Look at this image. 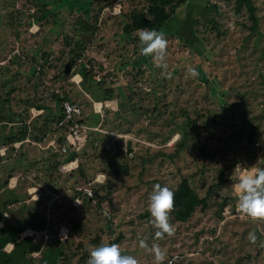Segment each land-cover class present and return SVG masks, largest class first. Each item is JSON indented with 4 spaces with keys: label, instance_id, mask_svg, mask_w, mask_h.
Here are the masks:
<instances>
[{
    "label": "rangeland",
    "instance_id": "374dc122",
    "mask_svg": "<svg viewBox=\"0 0 264 264\" xmlns=\"http://www.w3.org/2000/svg\"><path fill=\"white\" fill-rule=\"evenodd\" d=\"M68 2L0 0V72L4 75L0 98L8 97L10 89L15 90L8 102L0 100V108H10L30 121L34 117L31 110L36 108L41 113L37 107L41 105L46 109L43 114L51 118L58 116L61 108L54 94L66 92L67 98L79 104L82 115H89L90 122H107L118 131L115 135L95 132L104 137L95 150L86 142L85 154L80 153L78 160L84 163L88 176L110 168L113 158L127 162L129 173L112 180L109 191L99 187L98 192L104 195L100 207L93 203L75 206L73 199L69 200L71 188L83 185V178L74 174L77 184L71 185L68 172H53L49 167L60 154L53 156V147L45 148V141L39 145L25 139L21 148L0 162L3 226L8 228L38 213L51 218L53 229L55 224L59 230L66 227L68 235L71 223L77 222L75 241L82 240L92 250L89 239L99 229L103 244H110L107 225L111 222L115 237L119 232L123 234L118 242L121 253L133 256L138 264H156L154 253L139 247L141 239L149 248L159 245L165 253L162 264L173 254L178 255L173 264H264V220H252L237 210V195L232 187L237 182L233 174L237 163L264 167V0H252L259 18L255 32L248 27V11H237L235 0H189V5L179 6L176 17L162 28L168 40L167 72L156 66L153 57L140 54L139 39L124 36L120 14L110 16L101 9L93 36L75 32L77 18L86 17L83 5L92 2L90 16L96 14L98 0H72L76 4L60 28L49 22L50 17L43 27L37 22L28 24V13L42 4L53 11ZM115 2L121 4V10L122 6L128 9L134 5L131 1L122 5V0L109 3ZM210 4H215L216 10L208 7L205 11ZM19 9L23 14L16 13ZM188 11L198 20L193 34L197 40L182 28L183 21L191 18ZM210 17L218 22V29L212 28L207 20ZM12 21H18L16 29L10 25ZM65 33L72 38L71 46L64 44ZM76 40L85 42L82 58L63 78L64 66L71 56L69 49ZM36 51L37 55H50V66L46 64L43 71L37 66L33 72L30 58ZM80 63L92 69L95 77L102 80L106 73V79L114 82L108 85L117 88V107H106L104 103L100 113L94 112L92 101H103V97L99 89L92 94L91 87H84L90 94L88 99L82 92V83L77 85L72 80L81 69ZM190 67L198 72L195 78L188 74ZM193 120L196 123L189 124ZM103 125L101 129L108 131ZM6 131L0 127V149L6 147L2 144ZM184 133L186 143L180 154L173 159L165 155L173 152L175 142ZM128 140L134 151L132 158L125 152ZM17 145L16 148L21 144ZM9 172L13 176L4 184ZM49 172L54 173L58 184L67 182L59 197L50 203L52 190L41 187L48 184ZM183 177L201 197L212 186L208 206L204 210L196 208L186 222L174 220L170 213L174 235L157 239L148 210L153 186L160 184L173 190ZM17 195L20 203L9 204L5 217L4 201ZM104 210L110 212V217L104 215ZM249 232L257 235L255 244L249 241ZM5 249L10 250V245Z\"/></svg>",
    "mask_w": 264,
    "mask_h": 264
},
{
    "label": "trees",
    "instance_id": "16d2710c",
    "mask_svg": "<svg viewBox=\"0 0 264 264\" xmlns=\"http://www.w3.org/2000/svg\"><path fill=\"white\" fill-rule=\"evenodd\" d=\"M110 1L114 0H98L97 5L99 6L96 10V14L90 16L89 8L92 2L85 3L83 5L85 7L83 9V13L86 17L82 18L81 16H79L77 18L78 20L74 23L76 25L74 26L75 32L79 33V31H82L89 34L90 36H93L97 31L96 25L99 16L98 11L100 12L103 6L108 4ZM125 1H131L132 3H134V5L128 9H125L122 6L123 10H121L120 12V16L123 20L122 32L126 37L134 35L133 38L135 40L138 39V29H154L157 31H162V28L170 22L171 18L176 17V11L179 6L183 4L189 5V0H122V5H125ZM74 4L72 0H69L68 4L66 5L67 8L66 6L60 7L53 11L47 9L45 4H42L43 6L38 7L36 10H33L31 14L28 13V24L30 25V23L32 24V22H37L40 27H43V24L46 25L48 23V21L46 20L47 17H50L51 19L49 22L59 27L62 25L63 19H65L67 15L71 14V10L75 6ZM208 7L216 10L215 4H210V6L205 7V11L209 9ZM235 8L237 11H240L242 8H246L250 19V24L248 26L250 32H255L256 30H258L259 18L255 14L256 7L252 3V0H235ZM188 12V15H190L191 18H186V20L183 21L182 28L184 32L186 31L185 34L187 36H193L194 32H196L194 27L197 24L198 20L192 17L191 11ZM16 13H18L19 15L23 14L21 9L17 10ZM207 20L209 23H211L212 28L218 29L219 24L213 17H210ZM10 25L13 26V29H16L18 21H12L10 22ZM168 26H170V24ZM54 28L56 27L53 26V29ZM15 33L17 34V32ZM193 38H195L196 40L198 39L194 36ZM71 40L72 38L70 37V35H68V33H65L63 35V41L66 46H71ZM84 44V41L76 40L74 43V47L69 49V53L71 54V56L68 60V63H70L72 67L76 66L79 63V59L82 58ZM37 53L38 51H36V54H34L30 58L31 63L33 64V72L36 71L37 66L40 67V71H43L46 64L47 66H50V64H48V56L50 55H48V53L46 52H43L40 55H37ZM41 59H44V62L41 61ZM80 66L81 69L78 73H80L82 76V90L86 91L84 87H91L89 92L94 94L99 89L102 94L103 101L110 100L115 97V90L108 85H113L114 82L106 79V73L103 74V79L101 81H96L93 78L94 72L92 71V69L87 70L83 63H80ZM2 76H4L3 72H0V81L2 80ZM62 77L65 78L67 77V75L62 74ZM14 91V88L10 89L7 92L8 97L2 99L0 98V100L8 102L11 94ZM54 96L59 101L61 108L58 116L49 115L51 116V118H47V116L43 114L46 109L41 105H37V107L41 109L42 112L38 114L39 116L37 118L36 115L34 116L35 118L33 117L30 121H27L23 114H21L20 116L19 112L13 113L10 108H0V127H2V131L7 130L2 140V144L6 146V152L4 155H0V162L4 160V156L17 151L18 148H21L24 140L27 138L30 141L37 142L42 141L46 136L50 137L51 135H55L57 144H62L65 141L64 133L67 127L58 125V121L63 114L62 102L64 100H74L67 98L66 92H63L62 95L54 94ZM99 101L100 100H98L97 102ZM115 115L119 114L116 113ZM215 117L217 118L219 117V115H215ZM81 120L90 126H95L91 124H96L98 122V120L94 123L90 122L89 115L84 114L82 115ZM196 121L197 120L189 121V124H195ZM95 132L96 131H89L87 135V142H89V144L91 145L92 150L97 149V147L99 146L97 143L94 144L95 140H98L100 142L102 141L101 139H104L102 135L99 136ZM90 135H94L92 139H90ZM18 141H22V143L18 148H15L13 146V143ZM185 143L186 137L184 133L180 140L175 142L173 152L165 155L169 156L172 159L177 157L184 149ZM86 145L87 144H85V147L80 149V151L75 153L74 157H79L80 153L85 154ZM130 150L131 147L125 152L127 153ZM56 153V151L53 152V156H56ZM62 157L63 156L59 158L57 157V160L50 164L49 167L50 169L52 168L53 172L58 171L59 165L62 161ZM110 163V168H106L104 172L102 171L106 176L104 183H94L93 186V200H95L98 207L101 206L104 198V195L98 192L99 187L109 191L112 187V180H117L121 175H127L129 173V164L124 160L119 161L116 158H113ZM75 170L76 171L72 170L67 174L68 178L72 181L71 185L77 184V179L73 177L74 174H77L79 177L83 178L82 180L85 183L89 182L93 178L88 176L87 171L84 168V163L81 161H79L78 167ZM53 174L54 173L51 172L48 173L47 182L52 192L58 194L60 193V191L65 189V184H67V182H65L64 184H58ZM12 176V172H9V174H7L4 178V184H6L8 179ZM71 189L72 193L69 196L70 201L74 197L80 196L83 204L88 205L92 203V200L89 197L82 194L80 191L73 189V187ZM211 190L212 186H209L207 194L201 197L191 186L189 180L183 177L178 183L177 187L171 190L174 193L175 198L174 210L171 212L174 220L178 222H186L192 216V213L196 208L199 207L203 210L206 209L208 206V197L210 196ZM19 201L20 200L18 195L13 197L12 199L5 200L3 203L5 209L4 213L6 212L9 204L18 203ZM55 226L56 228L53 229L54 226L51 225V218L47 219L45 217H40L38 213H34L28 219L17 222L8 228H5L4 226L0 227V264H39V262L40 264H87L91 249L88 248V246L85 245L82 240L79 242L75 241L73 235L76 234L77 231V222L71 223V227L69 230L70 234H68L65 239H61L58 236L59 227L57 226V224H55ZM107 226L108 233L111 239L109 243L112 244L115 233L111 222H108ZM26 229H32L38 232L45 231V233H41V235L39 236L27 235L23 238H20L19 234ZM100 233L101 230L99 229L97 233L94 234V237L89 239V244H91L93 248L99 245H104L101 240ZM7 244H12V248L9 251L5 250V246ZM34 252H38V256H33L32 254ZM76 258L77 261L74 262Z\"/></svg>",
    "mask_w": 264,
    "mask_h": 264
},
{
    "label": "clouds",
    "instance_id": "9594fccd",
    "mask_svg": "<svg viewBox=\"0 0 264 264\" xmlns=\"http://www.w3.org/2000/svg\"><path fill=\"white\" fill-rule=\"evenodd\" d=\"M137 36L140 42V54L151 56L157 62L156 66L167 72L165 63L168 40L162 31L138 29ZM188 74L192 78L198 76L195 68H189ZM170 75V74H169ZM233 174L237 182L232 185L237 195V210L252 220H264V167L245 166L237 163ZM174 193L167 187L155 184L149 197L148 210L157 229L155 237L164 238L165 235H174V226L170 223V213L174 210ZM248 239L253 244L257 242L255 232H249ZM139 247L154 253L156 264H162L165 253L159 245L149 244L145 239L139 241ZM87 264H138V261L129 255H123L118 243L99 245L89 253Z\"/></svg>",
    "mask_w": 264,
    "mask_h": 264
},
{
    "label": "built area",
    "instance_id": "2783aa9c",
    "mask_svg": "<svg viewBox=\"0 0 264 264\" xmlns=\"http://www.w3.org/2000/svg\"><path fill=\"white\" fill-rule=\"evenodd\" d=\"M120 12H121V4L119 2H115L112 4H110V3L106 4L102 8V13L108 14L110 16L118 15V14H120ZM77 76H79L78 79H76ZM93 78L96 81L101 80L100 76L95 77L93 75ZM72 80L75 82V84L79 85V83L82 82L81 74L76 72L72 76ZM95 103H96V101H92V105H93L92 108L94 109L95 113H100L101 107L103 106V104L101 103V106L99 108H97ZM62 107H63V114H62V117L60 118V120L58 121V125L67 127V129L64 133L65 141L62 144H57L55 140H49L48 147H53L54 151L58 152L61 156H63L62 161L59 165V169L62 173H67V172H71L72 170H74L78 167L79 160H78V157H73L69 161H65L64 160L65 156L71 150H74L75 153H77L78 151H80V149H82L84 147V145L86 144V141H87V135H88L89 131H96L99 133H106V134H110V135L111 134L115 135V134L112 133L111 131L108 132V131L102 130L101 129V123L102 122H99L95 126H90V125L86 124L85 122H83L81 120L82 109L77 102L64 100L62 102ZM31 113L33 116H36L37 114L40 113V111H37L36 108H33L31 110ZM26 140H29V139L27 138ZM21 143H22V141L15 142V143H13V146L16 148V144L20 145ZM5 152H6V147H3L0 149V155H4ZM127 155L129 158L133 157L134 151H133L132 147H131V150L129 152H127ZM105 179H106V176L103 172L102 173L101 172L96 173L94 175V177L89 182L84 183L83 185H76L74 187V189L77 191H80L82 194L89 197L92 200V203L96 204L95 200H93L94 183H104ZM14 184H15V181H14ZM51 196L53 199L54 198L56 199L59 197L58 195L54 196V194H52V193H51ZM72 204L75 206L82 205L81 197L80 196L74 197L72 200ZM103 213L106 217H110V212L104 210ZM4 215L6 216V214H4ZM2 222H3V218L0 220V227L3 226ZM41 233L44 234L45 231L38 232V231H35L32 229H26V230L22 231L19 234V236H20V238H23L27 235L39 236V235H41ZM67 233H68V229L62 228L58 231V236L61 239H65L67 237ZM7 245H10V247L12 248V244H7ZM7 251H9V250H7ZM38 254H39L38 252H34L32 255L38 256ZM177 257H178V255L173 254L172 256H170L168 258L166 264H173ZM139 264H147V263H139Z\"/></svg>",
    "mask_w": 264,
    "mask_h": 264
},
{
    "label": "crops",
    "instance_id": "0c3cea01",
    "mask_svg": "<svg viewBox=\"0 0 264 264\" xmlns=\"http://www.w3.org/2000/svg\"><path fill=\"white\" fill-rule=\"evenodd\" d=\"M114 90H117V88H114ZM82 92L84 93V95L86 96H88V99H90L91 97H90V94H88L87 92H85L84 90H82ZM116 93V92H115ZM102 95V94H101ZM86 96V97H87ZM117 96H115L113 99H110V100H104V101H99V102H97L96 101V103H102V104H106V107H110V105H116V107H117V104H118V98H116ZM110 103V104H109ZM111 106V107H112ZM112 109H114V108H112ZM118 109V108H117ZM115 111V110H114ZM116 113H114V115H115ZM100 122V121H99ZM98 122V123H99ZM101 125H103V123H101ZM103 128L104 129H106V130H108V131H111L112 133H114V134H117L118 133V131H116L115 129L113 130V126H111V124H107V122H106V125H103ZM106 135V134H105ZM49 140H55L56 141V136L55 135H51L50 137L49 136H46L42 141H37L36 143H38L39 145L41 144V143H43L44 141H45V143H44V147L45 148H52V147H48V142H49ZM87 142V141H86ZM99 141L98 140H95L94 141V144H96V143H98ZM132 145V144H131ZM47 146V147H46ZM132 147V146H131ZM48 187H47V186ZM45 186L43 185H41V187H43V189H45V188H47V190H49L48 188H49V185L48 184H46ZM38 189V187H35V186H32L31 187V189ZM51 193V192H50ZM52 194H54V196L55 195H58V194H55V193H53L52 192ZM59 196V195H58ZM55 199V198H54ZM52 197H50V196H48V202L50 203L52 200H54ZM18 203H20V201L18 202ZM7 212H5L4 214H6ZM7 215V214H6ZM6 217V216H5ZM62 228H66V227H61L60 229H62ZM58 231H59V229H58Z\"/></svg>",
    "mask_w": 264,
    "mask_h": 264
},
{
    "label": "water",
    "instance_id": "95a60500",
    "mask_svg": "<svg viewBox=\"0 0 264 264\" xmlns=\"http://www.w3.org/2000/svg\"><path fill=\"white\" fill-rule=\"evenodd\" d=\"M70 68H71V64L70 63H66L65 66H64V71H63L65 75H69L71 73ZM130 147H131V140H128L126 149L129 150ZM74 156H75V151L74 150H71L65 156L64 160L65 161H69ZM122 237H123V234L121 232H119L118 235L113 239V243H118Z\"/></svg>",
    "mask_w": 264,
    "mask_h": 264
},
{
    "label": "bare ground",
    "instance_id": "6f19581e",
    "mask_svg": "<svg viewBox=\"0 0 264 264\" xmlns=\"http://www.w3.org/2000/svg\"><path fill=\"white\" fill-rule=\"evenodd\" d=\"M77 78H79V77H77ZM95 105H96L97 108H99L101 106V103H95Z\"/></svg>",
    "mask_w": 264,
    "mask_h": 264
}]
</instances>
